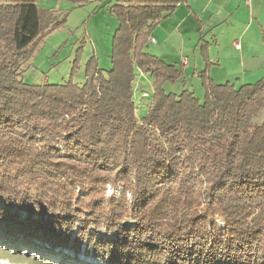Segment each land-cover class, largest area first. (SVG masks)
Returning a JSON list of instances; mask_svg holds the SVG:
<instances>
[{
	"label": "trees",
	"instance_id": "trees-1",
	"mask_svg": "<svg viewBox=\"0 0 264 264\" xmlns=\"http://www.w3.org/2000/svg\"><path fill=\"white\" fill-rule=\"evenodd\" d=\"M40 1L0 4V237L68 264L82 248L103 264H264V78L217 85L208 57L202 102L185 81L167 92L183 72L147 46L186 0H119L110 70L93 56L75 83L76 59L65 84L30 85L23 67L64 25Z\"/></svg>",
	"mask_w": 264,
	"mask_h": 264
},
{
	"label": "rangeland",
	"instance_id": "rangeland-1",
	"mask_svg": "<svg viewBox=\"0 0 264 264\" xmlns=\"http://www.w3.org/2000/svg\"><path fill=\"white\" fill-rule=\"evenodd\" d=\"M43 1L38 3L40 7H43ZM2 3L3 0H0V4ZM75 3L77 2L75 1ZM92 10L91 8L89 11ZM57 15L58 12H54L52 19L49 17V20L53 21V23H60L63 21L64 25L44 38L36 51L35 57L31 61L32 64L29 63L23 67L25 82L30 85L65 84L71 78L74 61L78 59L81 69L74 76L73 80L75 83H83L85 81V65L93 56L99 61V67L101 69L110 70L112 68V40L119 26L117 19L110 12L107 13L106 11H100L99 14L96 15H89L80 10L69 16H64L62 19ZM45 22L46 25L49 26L48 29H51L53 23L48 24L46 19ZM225 27L227 26L221 28ZM221 32L223 36L219 39V43L216 47L215 44L212 43V40L207 41L206 37L209 35L210 31L206 30L198 35L199 39L194 35H188L189 38L184 41L183 47L176 51L178 54L176 63H182V58L188 56L193 64L191 70L194 73L196 72L195 78L192 83L188 84L186 89L194 92L201 102L204 100V91L202 89V81L198 74L205 70L208 57L210 65L208 69H206L208 70V75L215 84L225 85L230 83L240 88V83H238L237 78L235 75H232L233 69L228 65L231 64L228 59L234 56V52L232 51L234 35L229 34L228 28L223 29ZM196 42L198 44L197 48H195ZM204 45L207 56H204L202 51ZM211 45L214 48H211ZM206 58L207 61H205ZM218 60H220V62H218ZM216 61L219 63L220 67L218 63H214ZM260 61L263 62V60ZM183 65H187V60L183 62ZM231 66L233 67L232 64ZM259 68V71L250 72L248 75L252 84L264 78V65L260 64ZM237 74L239 75V72ZM165 89L167 92L179 94L182 92L183 88L180 86L166 85ZM150 95H153L151 79L147 75H138L135 83V101L138 119H142L147 115L152 101ZM122 192L123 187L120 185L113 186L109 184L105 187L107 198L120 197ZM128 197L130 198V195ZM220 225L222 226L221 228H223L224 224L222 221ZM5 239L6 238L2 239L0 237V264H68L67 261L61 262L58 259L42 258L38 254H35V250L18 246L15 242L13 243L11 239ZM63 252L66 253V251ZM70 256L73 257V255ZM78 259L79 260L73 264H103L85 255L84 248H82V252L78 256Z\"/></svg>",
	"mask_w": 264,
	"mask_h": 264
},
{
	"label": "crops",
	"instance_id": "crops-1",
	"mask_svg": "<svg viewBox=\"0 0 264 264\" xmlns=\"http://www.w3.org/2000/svg\"><path fill=\"white\" fill-rule=\"evenodd\" d=\"M118 1L83 0L75 3L74 0H44L43 7L40 8L48 13L58 12L57 16L62 19L80 10L89 15L99 14L100 11L108 13ZM91 8L93 10L89 11ZM223 26L227 27L221 28ZM227 28L229 34L234 35L232 43L234 56L228 59L233 65L232 67L228 64L233 69L232 75H235L240 87L252 84L248 77L249 73L259 71L260 64L264 65V0H186L170 18L161 22L153 31L147 51L182 71L183 76L177 81L176 87L184 88L182 81H185L187 88L195 78L196 72L191 70L193 64L188 56L182 58V63H176L178 60L176 51L183 47L184 41L189 38L188 35L197 38L206 30L210 31L206 37L207 41L212 40L216 47L223 36L221 31ZM236 44L239 45V49L235 47ZM197 47L196 42L195 48ZM211 48L214 47L211 45ZM185 60L186 66L183 65Z\"/></svg>",
	"mask_w": 264,
	"mask_h": 264
},
{
	"label": "built area",
	"instance_id": "built-area-1",
	"mask_svg": "<svg viewBox=\"0 0 264 264\" xmlns=\"http://www.w3.org/2000/svg\"><path fill=\"white\" fill-rule=\"evenodd\" d=\"M235 47H236L237 49H239V48H240L238 44H236V45H235Z\"/></svg>",
	"mask_w": 264,
	"mask_h": 264
}]
</instances>
